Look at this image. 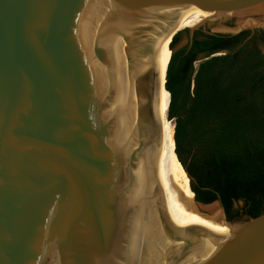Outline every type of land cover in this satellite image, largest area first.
Masks as SVG:
<instances>
[{
  "label": "water",
  "instance_id": "1",
  "mask_svg": "<svg viewBox=\"0 0 264 264\" xmlns=\"http://www.w3.org/2000/svg\"><path fill=\"white\" fill-rule=\"evenodd\" d=\"M191 5L190 31L264 28V0H0V264H264V211L229 220L215 191L194 200L227 236L180 228L152 182L161 43Z\"/></svg>",
  "mask_w": 264,
  "mask_h": 264
},
{
  "label": "trees",
  "instance_id": "2",
  "mask_svg": "<svg viewBox=\"0 0 264 264\" xmlns=\"http://www.w3.org/2000/svg\"><path fill=\"white\" fill-rule=\"evenodd\" d=\"M248 33L194 30L189 45L170 53L161 84L189 189L204 203L218 192L229 220L264 211V32Z\"/></svg>",
  "mask_w": 264,
  "mask_h": 264
},
{
  "label": "bare ground",
  "instance_id": "3",
  "mask_svg": "<svg viewBox=\"0 0 264 264\" xmlns=\"http://www.w3.org/2000/svg\"><path fill=\"white\" fill-rule=\"evenodd\" d=\"M206 12L193 5L178 11L173 19H171L161 43L158 73L152 103L153 122L156 124L153 133L152 182L153 184L155 182L158 184L165 212L177 227L184 228L198 225L221 236H227L228 227L214 220L219 211L217 210L218 206L216 203L200 206L202 211L212 213L211 217L198 211V203L194 200L193 193L189 189L188 177L186 179L183 175L180 167L181 164L173 152L174 142L172 144L171 128L164 119V109L167 105L169 94L161 88L164 64L167 59L165 44L170 34L183 27L192 28L193 24L198 22ZM169 51L170 55V48ZM211 248L212 246L208 241H203L200 243L197 252L201 255L208 252Z\"/></svg>",
  "mask_w": 264,
  "mask_h": 264
},
{
  "label": "rangeland",
  "instance_id": "4",
  "mask_svg": "<svg viewBox=\"0 0 264 264\" xmlns=\"http://www.w3.org/2000/svg\"><path fill=\"white\" fill-rule=\"evenodd\" d=\"M256 29H259V30H263L264 31V28L262 27V25H257L256 26ZM195 29L193 28L191 31H190V29L189 28H185V27H183V28H181V29H179V34H178V37H177V40L175 41V43L173 44V48L172 49H177L179 46H181L182 45V43H184L185 42V40L189 37V35L191 34V32L192 31H194ZM174 33V32H173ZM169 48H167L166 50H165V54L167 55V59H168V57H169ZM166 59V60H167ZM168 125L170 126V128H171V134H173V121L172 120H170L169 122H168ZM172 144H173V138H172ZM181 167V166H180ZM181 170H182V172H183V175L186 177V179H187V176L185 175V173H184V171H183V169H182V167H181ZM168 174H169V172H168ZM236 204V203H235ZM235 206H240V204H236ZM218 210V209H217Z\"/></svg>",
  "mask_w": 264,
  "mask_h": 264
},
{
  "label": "flooded vegetation",
  "instance_id": "5",
  "mask_svg": "<svg viewBox=\"0 0 264 264\" xmlns=\"http://www.w3.org/2000/svg\"><path fill=\"white\" fill-rule=\"evenodd\" d=\"M261 31L264 32L263 30H261ZM193 33H194V31L192 32L190 38H189V37L187 38V39H188V42H187L186 44H188V45L190 44L191 38H192V36H193ZM245 38H246V37H245ZM186 44H185V45H186Z\"/></svg>",
  "mask_w": 264,
  "mask_h": 264
}]
</instances>
